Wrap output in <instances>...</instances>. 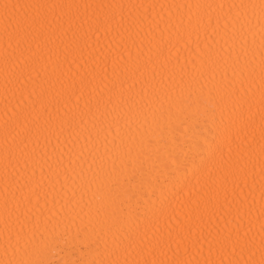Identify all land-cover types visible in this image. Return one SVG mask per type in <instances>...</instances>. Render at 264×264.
Listing matches in <instances>:
<instances>
[{
	"label": "bare ground",
	"instance_id": "1",
	"mask_svg": "<svg viewBox=\"0 0 264 264\" xmlns=\"http://www.w3.org/2000/svg\"><path fill=\"white\" fill-rule=\"evenodd\" d=\"M0 264H264V0H0Z\"/></svg>",
	"mask_w": 264,
	"mask_h": 264
}]
</instances>
